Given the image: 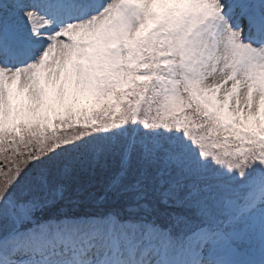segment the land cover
I'll use <instances>...</instances> for the list:
<instances>
[{
  "label": "snow or ice",
  "instance_id": "1",
  "mask_svg": "<svg viewBox=\"0 0 264 264\" xmlns=\"http://www.w3.org/2000/svg\"><path fill=\"white\" fill-rule=\"evenodd\" d=\"M0 264H264V0H0Z\"/></svg>",
  "mask_w": 264,
  "mask_h": 264
}]
</instances>
